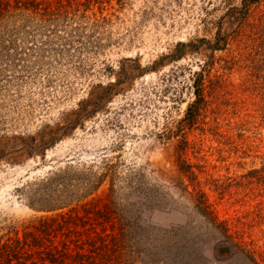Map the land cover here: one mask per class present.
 <instances>
[{
    "label": "rangeland",
    "instance_id": "374dc122",
    "mask_svg": "<svg viewBox=\"0 0 264 264\" xmlns=\"http://www.w3.org/2000/svg\"><path fill=\"white\" fill-rule=\"evenodd\" d=\"M117 6L110 0L103 11L111 14L108 44L85 54L79 65L73 58L51 66L45 76H0L10 80L0 89L11 98L19 94L11 100L18 109L2 115L11 120L0 125L6 134L33 135L71 109L90 84L111 82L118 92L42 157L0 160V233L64 212L110 187L127 218L139 217L138 228L132 223V264H247L237 257L238 244L264 252L263 107L250 88L245 60L253 53L255 26L248 24L242 35L212 51L207 42L224 12L221 0H128ZM259 13L261 5L247 23ZM187 41L192 51L163 57ZM204 55L212 62L203 81L207 105L185 130L189 147L183 160L190 171L184 173L176 139L160 134L177 125L193 99L194 72L207 69ZM153 60L156 65L146 69ZM102 172L105 177L89 192ZM223 244L229 253L219 256L216 248Z\"/></svg>",
    "mask_w": 264,
    "mask_h": 264
},
{
    "label": "trees",
    "instance_id": "16d2710c",
    "mask_svg": "<svg viewBox=\"0 0 264 264\" xmlns=\"http://www.w3.org/2000/svg\"><path fill=\"white\" fill-rule=\"evenodd\" d=\"M127 1L114 0V3L120 8ZM221 1L224 12L217 21L215 36L211 42H207L209 50L222 49L235 36L242 35L248 24L255 26L256 33H252L255 42L253 53L245 56L246 76L249 77L250 88L256 91L261 101L264 122V13L257 14L247 23L255 6L261 5L264 9V0H239L235 5L230 0ZM109 2L0 0V76H18L16 79L21 76H45L56 63L63 65L76 58L79 65L88 52L95 55L98 49L108 44L111 14H104L103 11ZM191 43L178 42L172 53L163 57L180 58L194 49ZM156 63L153 60L146 65V69H151ZM211 63V59H206L204 66L207 69L194 72L193 99L187 104L177 125L165 128L160 134L164 139H176L174 150L178 168L184 173L190 171L183 160V153L189 147L185 130L198 122L206 108L208 92H204L203 81ZM125 77L130 79L132 76ZM5 83L10 86V80L0 81L2 85ZM112 86L111 82L106 86L90 84L85 96L79 98L71 109L60 111L54 120L41 124L33 135L0 133V160L16 163L30 155L42 157L46 148L82 127L84 120L102 110L109 97L118 94L117 91L114 93ZM5 92L1 87L0 125L11 121L2 117L5 112L8 113L5 110L18 109L11 102L17 100L19 94L11 98ZM100 174L89 192L93 193L102 177H105V173ZM110 194V187L101 189L64 212L54 211L33 217L22 222L19 229L9 225L7 230L0 233V264H132L137 257L132 223L138 228L136 223L139 217H134L133 221L127 218L125 207L121 205L118 208ZM27 205L31 207L30 202ZM219 225L227 230L224 222ZM236 253L247 264H264V252L253 247L238 244Z\"/></svg>",
    "mask_w": 264,
    "mask_h": 264
},
{
    "label": "water",
    "instance_id": "95a60500",
    "mask_svg": "<svg viewBox=\"0 0 264 264\" xmlns=\"http://www.w3.org/2000/svg\"><path fill=\"white\" fill-rule=\"evenodd\" d=\"M216 252L219 256H225L229 253V246L226 244L220 245L216 248Z\"/></svg>",
    "mask_w": 264,
    "mask_h": 264
}]
</instances>
